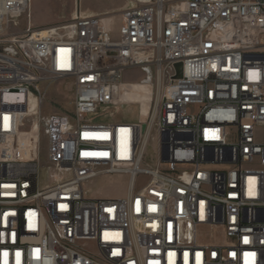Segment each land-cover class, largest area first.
Instances as JSON below:
<instances>
[{
    "label": "built area",
    "instance_id": "built-area-1",
    "mask_svg": "<svg viewBox=\"0 0 264 264\" xmlns=\"http://www.w3.org/2000/svg\"><path fill=\"white\" fill-rule=\"evenodd\" d=\"M29 1L0 0V264H264V0H136L115 35L103 14L34 27ZM52 80L71 109L45 117L41 162L23 122ZM145 80V119H109ZM114 175L123 197L88 194Z\"/></svg>",
    "mask_w": 264,
    "mask_h": 264
},
{
    "label": "rangeland",
    "instance_id": "rangeland-1",
    "mask_svg": "<svg viewBox=\"0 0 264 264\" xmlns=\"http://www.w3.org/2000/svg\"><path fill=\"white\" fill-rule=\"evenodd\" d=\"M78 5L75 0H30L29 1V12L31 24L34 27H45L50 25L62 24L72 20L74 12L76 9L79 10V6L83 5V0H77ZM85 1V0H84ZM121 0H92L90 4H93L97 8L109 9L110 15L103 16L102 19L106 23V26L110 30H115L118 27L117 15L119 12L114 9ZM136 0H123V7L134 3ZM89 3V1L87 0ZM114 9V10H113ZM74 11V12H73ZM71 13L73 15H71ZM25 17L20 19V29L22 30L25 25ZM141 77L140 73L128 70L125 75V80H138ZM43 97L40 115L42 120L40 123L35 124L39 127V133H36V129L32 125V116L27 117L23 122V134L22 140L25 145L30 144V136L38 138L36 143H38V151L41 162H45L46 159V136L44 134V119L52 112H67L71 109L72 91L71 86L67 81H46L38 84L37 86ZM134 95V93H133ZM155 94H153L154 97ZM152 96H147V99ZM138 107L141 112L144 113L148 108V104L145 102H140V104H123L115 107L107 108L108 118L111 120H137L139 118ZM105 117H100L99 120L105 121ZM140 119L144 120L145 117L140 115ZM97 121V120H96ZM33 126V127H32ZM32 129L30 134H26ZM156 144L152 140L148 144L146 149V154L143 160V164L148 163L153 166L156 161ZM141 178V176L139 177ZM38 182L42 184L44 182V174L42 171L38 174ZM126 176L124 175H114L106 176L99 179H94L93 181L87 183L86 189L88 194L93 197H104V198H119L123 197L126 193Z\"/></svg>",
    "mask_w": 264,
    "mask_h": 264
},
{
    "label": "bare ground",
    "instance_id": "bare-ground-1",
    "mask_svg": "<svg viewBox=\"0 0 264 264\" xmlns=\"http://www.w3.org/2000/svg\"><path fill=\"white\" fill-rule=\"evenodd\" d=\"M120 10L118 12H120ZM108 14L110 15V13H104L103 15L106 16ZM130 87L131 88H126L125 82H121V84L119 86L120 94L124 95V97H123L124 100H126L127 102L132 103V104H133V102H135V103H137V106H138V104H140V102L147 103L148 104L147 110H145L144 113H142L140 110L141 116L146 117L147 112L148 111L150 112V110H151L150 107H151L152 100L155 97H157V96L153 97L154 90H153V85H152L151 80H145L142 82H139V81L132 82V85ZM128 92H132V93H128ZM133 93H134V95H133ZM148 95L152 96V97L150 99L149 98L147 99ZM30 103H31L30 106L34 105V99L33 98H30ZM18 111L20 113H23L24 109L21 107L18 109ZM34 129L39 131L38 125H35ZM116 220L117 221H125L124 212H116ZM216 235H217V238H226L225 226H216ZM136 241H139V244H146V232H139L138 234H136ZM146 264H153V261H146Z\"/></svg>",
    "mask_w": 264,
    "mask_h": 264
},
{
    "label": "crops",
    "instance_id": "crops-1",
    "mask_svg": "<svg viewBox=\"0 0 264 264\" xmlns=\"http://www.w3.org/2000/svg\"><path fill=\"white\" fill-rule=\"evenodd\" d=\"M88 1H89V3L87 2V0H85V1L83 0V5L79 6V10L77 9V11H79L81 14H104V13H109V9L97 8L93 4H90L92 2V0H88ZM75 2L78 5V1L75 0ZM122 7H123V0H121L119 2V4L114 9L119 11ZM74 13H76V9H75ZM71 15H73V14L71 13ZM116 18H117V21L119 23L120 15L118 14ZM103 23L106 25L104 20H103ZM116 31H117V28L115 30H113V31L111 30L113 35L116 34Z\"/></svg>",
    "mask_w": 264,
    "mask_h": 264
},
{
    "label": "water",
    "instance_id": "water-1",
    "mask_svg": "<svg viewBox=\"0 0 264 264\" xmlns=\"http://www.w3.org/2000/svg\"><path fill=\"white\" fill-rule=\"evenodd\" d=\"M179 67H180V64H177V65H176V68H179Z\"/></svg>",
    "mask_w": 264,
    "mask_h": 264
}]
</instances>
